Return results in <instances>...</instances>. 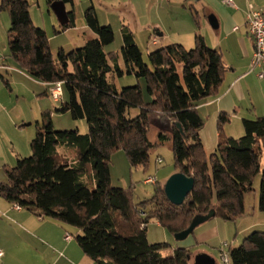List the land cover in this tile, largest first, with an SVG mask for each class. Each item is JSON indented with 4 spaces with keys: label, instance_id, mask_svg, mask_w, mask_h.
Listing matches in <instances>:
<instances>
[{
    "label": "trees",
    "instance_id": "trees-1",
    "mask_svg": "<svg viewBox=\"0 0 264 264\" xmlns=\"http://www.w3.org/2000/svg\"><path fill=\"white\" fill-rule=\"evenodd\" d=\"M57 0H47L51 6ZM74 5V0H63ZM8 12L9 55L35 79L51 85L62 82L63 98L55 108L74 119H86L89 131L56 130L51 111L43 112L31 154L17 158L0 181V195L13 205L39 216L58 220L77 229L76 240L97 264H190L191 248L177 247L165 256L166 243H150L148 224L157 220L172 234L189 227L196 214L216 210V216L234 221L246 212L245 195L252 192L261 173L259 209L264 211V116L243 118L244 134L230 137L221 132L218 144L207 154L200 131L204 120L200 101L215 96L227 70L219 49L196 33L195 45L186 48L170 43L150 52L143 60L134 33L123 27L121 54L106 51L115 34L111 25H100L94 6L85 12L86 24L95 33L84 47L54 58L46 31L33 22L28 0H0ZM195 13V12H194ZM74 25L73 8L68 10ZM125 73L143 77L152 100H145L140 84L118 88L116 79ZM138 109L135 117L130 110ZM164 113L175 123L160 129L158 140L149 139L152 119ZM229 120L219 117V126ZM180 123L183 132L177 127ZM170 141L175 170L195 179L193 190L182 204L166 196V181L158 182L152 197L136 202L131 187H112L110 160L124 150L133 168L147 167L151 150ZM69 149L75 150L71 158ZM94 168V185L84 175ZM231 264H264V231H254L237 246L227 249Z\"/></svg>",
    "mask_w": 264,
    "mask_h": 264
},
{
    "label": "crops",
    "instance_id": "crops-1",
    "mask_svg": "<svg viewBox=\"0 0 264 264\" xmlns=\"http://www.w3.org/2000/svg\"><path fill=\"white\" fill-rule=\"evenodd\" d=\"M186 1L194 7L193 17L207 44L221 51L227 67L218 93L200 101L197 107L204 120L200 136L209 155L215 150L221 132L237 137L244 132L243 118L264 116V79L257 76L264 66L251 70L255 42L245 20L250 6L264 8V0H233L234 6L224 0ZM210 15L216 19L217 27L211 25ZM9 27L8 12L0 11V181L7 180L6 168L15 166L18 157L31 153L30 142L40 124L39 112L43 120V112L51 111L44 103L51 85L32 77L9 55ZM196 33L199 32L185 31L178 35L177 42L192 47ZM222 113L229 120L221 131ZM68 153L71 158L75 156L74 149ZM76 233L75 227L25 208L18 209L0 195V250L3 251L0 264H97L83 252ZM207 233L205 229L199 236L192 234L183 247L192 250L204 244L206 241L201 238ZM67 234L70 239H66ZM203 252L213 256L218 264L216 252L220 257L221 246L199 253ZM199 253L192 252L190 264H195Z\"/></svg>",
    "mask_w": 264,
    "mask_h": 264
},
{
    "label": "rangeland",
    "instance_id": "rangeland-1",
    "mask_svg": "<svg viewBox=\"0 0 264 264\" xmlns=\"http://www.w3.org/2000/svg\"><path fill=\"white\" fill-rule=\"evenodd\" d=\"M28 1L33 22L36 26L46 31L54 58L57 57L60 48L69 52L86 46L87 42L96 36L88 28L85 19L86 10L92 5L97 12L100 25H111L113 28L115 39L112 43L105 46V50L116 51L120 54L119 63L123 69H126V63L121 54L123 27H128L134 33L136 43L142 51L145 63H149L150 52L170 43H178L179 34L188 30H196L199 34H203V30L198 28L197 19H194V7L186 0H74L73 6L71 4L67 5L68 10L71 8L74 10V25L66 29H63L55 12L47 4V0ZM162 33L164 34L162 35ZM153 38H156L158 43H153ZM185 47L189 49L194 46ZM137 84L141 85L145 100L147 102L151 101L152 97L147 91L146 81L143 77L125 73L116 79L118 88ZM63 98L65 100L68 99L66 91L63 93ZM44 100L46 106L51 109V118L56 130L78 129L82 134L89 131L86 119H74L69 112L61 113L56 111L55 108L61 102L56 103L51 93L48 96H44ZM138 112V109L133 108L130 110V116L135 117ZM39 113L41 123L42 115L41 112ZM153 119L149 131V139L152 142H156L161 128ZM243 134L244 132L237 137ZM158 158H162L163 162L159 163ZM262 166H264V157L262 159ZM173 170H175V160L170 141L163 142L151 150L147 167L139 166L133 168L125 151L120 149L111 155L110 185L112 187H131L136 202H140L152 197L155 191L154 184L145 183L146 177L155 175L160 182H163L173 174H170L168 177L166 176ZM84 179L92 186L94 185V168L92 163L88 164ZM260 184L261 173L254 179V190L245 195L247 208L245 214L234 221L224 220L215 216L199 225L192 234L199 236L203 230L207 229V235L204 234V238H201L205 239L204 241L206 242L192 248V252L199 253L200 251L217 250L224 243L230 246H237L252 232L264 231V211L259 209ZM191 235L185 240H177L175 234L169 232L157 220H151L147 228V236L150 243L163 242L168 245L162 250L165 256L173 254L177 247L186 245L191 239ZM216 256L218 264H225L217 255V252Z\"/></svg>",
    "mask_w": 264,
    "mask_h": 264
},
{
    "label": "water",
    "instance_id": "water-1",
    "mask_svg": "<svg viewBox=\"0 0 264 264\" xmlns=\"http://www.w3.org/2000/svg\"><path fill=\"white\" fill-rule=\"evenodd\" d=\"M51 9L55 12L61 25L68 24L70 17L68 14L67 5L63 0H57L51 4ZM210 23L213 27H217L216 19L213 15L209 17ZM161 129L169 130L175 121L167 114L160 113L153 119ZM177 127L183 132L180 123H176ZM195 185V179L187 176L182 172L173 173L165 182L164 190L168 199L174 204H182L187 195L193 190ZM216 216V210L211 209L207 214H196L189 227L185 230L175 234L177 240H185L188 238L194 230L201 224L209 221ZM195 264H216V259L207 254L199 253L195 256Z\"/></svg>",
    "mask_w": 264,
    "mask_h": 264
},
{
    "label": "built area",
    "instance_id": "built-area-1",
    "mask_svg": "<svg viewBox=\"0 0 264 264\" xmlns=\"http://www.w3.org/2000/svg\"><path fill=\"white\" fill-rule=\"evenodd\" d=\"M227 4L235 5L233 0H224ZM246 25L248 27L249 33L254 39L255 42V51L251 61V70L257 68H262L264 66V8L250 6L249 10L246 13ZM153 43H158L156 38H153ZM257 76L260 79H264V71H257ZM51 96L55 102H60L63 100V85L62 82H57L53 85L51 89ZM158 162H163L162 158H158ZM158 178L155 175H149L145 178V183L147 184H156ZM14 207L20 209L21 206L14 205ZM70 235H66V239H70ZM228 244L224 243L221 247L220 257L225 264H231L230 256L227 251ZM3 256V251L0 250V260Z\"/></svg>",
    "mask_w": 264,
    "mask_h": 264
}]
</instances>
